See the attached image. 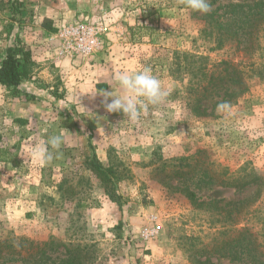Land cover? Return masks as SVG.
Here are the masks:
<instances>
[{
  "label": "rangeland",
  "instance_id": "1",
  "mask_svg": "<svg viewBox=\"0 0 264 264\" xmlns=\"http://www.w3.org/2000/svg\"><path fill=\"white\" fill-rule=\"evenodd\" d=\"M255 1L217 0L211 11L228 22L224 6ZM18 2L12 11L0 0V61L18 37L34 66L17 97L0 87V264L74 253L80 264H247L230 262L221 244L243 227L264 233V43L247 53L235 41L216 47L228 28L183 0ZM77 24L98 28L99 46L60 58L56 35ZM222 61L248 70L247 90L223 101L212 93L196 114L201 71L218 73ZM143 67L169 95L132 123L101 94L123 97L116 75ZM54 135L62 145L40 164L33 149ZM253 170L258 185H220ZM238 201L242 214L219 209Z\"/></svg>",
  "mask_w": 264,
  "mask_h": 264
},
{
  "label": "trees",
  "instance_id": "2",
  "mask_svg": "<svg viewBox=\"0 0 264 264\" xmlns=\"http://www.w3.org/2000/svg\"><path fill=\"white\" fill-rule=\"evenodd\" d=\"M11 2L12 11H16L21 7L18 0H9ZM217 0H210L213 4ZM226 10L227 19L225 21L221 15L216 12H209L203 14L207 17L217 31L227 29L224 33L217 34L215 41L216 47L222 45L225 41H235L238 47L244 52L254 51L261 43H264V0H257L247 4H228L224 6ZM222 17V18H221ZM55 30V29H54ZM264 45V44H263ZM224 68L218 72H210L208 69L205 73L201 71L207 83L204 86L198 84L197 88L201 90V97H196L191 106L196 114L205 113V109H201V102L208 99V96L218 95L223 91V100L226 97L229 99L237 98L244 94L247 90L245 78L247 71L244 67L241 68L230 62L222 61ZM34 63L31 61L30 51L27 46L16 37L11 45L5 49V55L0 61V87L8 91L10 96L17 97L21 91L20 86L32 77ZM200 82V81H199ZM201 86V87H200ZM194 89V91H196ZM53 97L57 98L55 92ZM253 172L246 179H237L235 181H221L220 185L226 187H233L240 190L251 185L259 184L262 180L260 175ZM188 197L194 203L195 194L188 193ZM232 205H235V211L241 213L243 208V201L237 203H227L219 209L224 212L227 217L232 213ZM242 214V213H241ZM226 233V232H224ZM234 238L232 240L224 241L221 244V249L230 262H239L247 264H264V233L258 236L251 232L247 227H243L234 231ZM262 238V241L259 240ZM55 262L53 261V264ZM57 264H80L78 254H70L65 259L58 260ZM208 264H212L208 262Z\"/></svg>",
  "mask_w": 264,
  "mask_h": 264
},
{
  "label": "clouds",
  "instance_id": "3",
  "mask_svg": "<svg viewBox=\"0 0 264 264\" xmlns=\"http://www.w3.org/2000/svg\"><path fill=\"white\" fill-rule=\"evenodd\" d=\"M183 3L186 10L202 14L212 10L210 0H183ZM115 79L125 95L113 96L112 91L103 90L102 103L106 105L108 112H121L132 123L139 122L143 116H147L150 106L163 103L169 95V91L162 87L161 81L153 75L149 67L132 73H118ZM220 107L225 108L227 105L221 104ZM62 142L60 135L51 136L34 148L32 155L40 164H47L54 159L53 151L59 150Z\"/></svg>",
  "mask_w": 264,
  "mask_h": 264
},
{
  "label": "built area",
  "instance_id": "4",
  "mask_svg": "<svg viewBox=\"0 0 264 264\" xmlns=\"http://www.w3.org/2000/svg\"><path fill=\"white\" fill-rule=\"evenodd\" d=\"M100 30L86 24L74 26H62L56 38L59 39L60 47L58 56L60 58H73L77 55L89 56L99 46L98 35ZM155 228H145L143 235L146 238H154Z\"/></svg>",
  "mask_w": 264,
  "mask_h": 264
},
{
  "label": "crops",
  "instance_id": "5",
  "mask_svg": "<svg viewBox=\"0 0 264 264\" xmlns=\"http://www.w3.org/2000/svg\"><path fill=\"white\" fill-rule=\"evenodd\" d=\"M63 62H66V60H64V61H60L59 63H63ZM25 85V84H24Z\"/></svg>",
  "mask_w": 264,
  "mask_h": 264
}]
</instances>
